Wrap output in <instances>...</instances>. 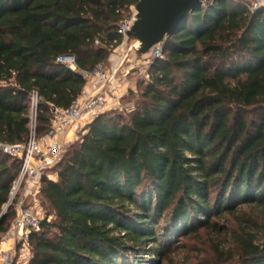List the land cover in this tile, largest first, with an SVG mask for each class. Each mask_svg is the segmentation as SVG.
<instances>
[{"label":"trees","instance_id":"obj_1","mask_svg":"<svg viewBox=\"0 0 264 264\" xmlns=\"http://www.w3.org/2000/svg\"><path fill=\"white\" fill-rule=\"evenodd\" d=\"M138 1L0 0L1 142L27 140L32 91L39 134L52 107L74 104L86 80L56 59L74 54L89 72L108 63ZM148 72L134 109L95 117L57 179H43L29 264H162L204 233L214 256L196 264H264V7L202 0ZM18 170L0 156V215Z\"/></svg>","mask_w":264,"mask_h":264},{"label":"built area","instance_id":"obj_2","mask_svg":"<svg viewBox=\"0 0 264 264\" xmlns=\"http://www.w3.org/2000/svg\"><path fill=\"white\" fill-rule=\"evenodd\" d=\"M243 1L251 12L264 7V0ZM136 16L137 11L133 6L129 16L120 23L119 33L124 39L111 54L109 67L99 64L89 72L78 68L74 54H64L56 59L58 65L80 73L86 80V86L69 108L52 107L50 127L45 133H38V111L43 98L34 90L30 94V132L27 140L15 144L0 141V156L5 155L19 161V170L12 180L9 199L4 204L1 215H6L11 208L16 211L6 240L13 239L19 246L20 264L30 263V235L40 230L41 220L44 218L43 179H57L56 169L67 154L72 137L70 135L76 133L83 120L91 121L106 111L123 109L121 100L126 94L122 92L121 75L126 76L128 69H133L136 60L141 59L136 57L137 41L127 36ZM141 57L147 67H150L155 60L164 58V43L157 44L148 54ZM131 91L138 97L136 89ZM133 109L134 106L126 108L127 111ZM0 259V264H13L10 252H0Z\"/></svg>","mask_w":264,"mask_h":264},{"label":"water","instance_id":"obj_3","mask_svg":"<svg viewBox=\"0 0 264 264\" xmlns=\"http://www.w3.org/2000/svg\"><path fill=\"white\" fill-rule=\"evenodd\" d=\"M200 4L202 0H139L135 5L136 21L127 32L128 38L138 43L137 55H146L164 43Z\"/></svg>","mask_w":264,"mask_h":264},{"label":"rangeland","instance_id":"obj_4","mask_svg":"<svg viewBox=\"0 0 264 264\" xmlns=\"http://www.w3.org/2000/svg\"><path fill=\"white\" fill-rule=\"evenodd\" d=\"M113 54V53H112ZM115 55V54H114ZM117 56V55H116ZM137 58H141V59H137L136 60V65L133 67V69H128L126 76L121 75L122 78V92H124V97L121 100V106L123 108V111H127L126 108L127 106H134L138 103L137 98L132 97V89H136L137 92L140 89H143L145 87V84L148 82L149 80V67H147V65L144 63V59H142L141 56H137ZM135 57V58H136ZM127 65V64H124ZM110 66V62L106 63V67ZM148 76V77H147ZM127 90V91H126ZM92 122L91 121H86L83 120L78 128L76 129V133L70 138V143L69 146L71 144H73L74 142H76L80 136L82 134H84V132L86 131L87 126ZM253 212V213H252ZM46 213V208H44V216ZM253 217H258V216H262L261 214L259 215V211H251ZM234 220L230 217H226L225 219H223L221 221V223L223 225H231V223ZM11 227L13 225L14 220L11 221ZM10 227V229H11ZM9 229V231H10ZM8 231V232H9ZM8 232L6 234L3 235L1 242H0V252H10V256L12 259V263L13 264H20L19 262V246H17V244L14 243V240H6V238H8ZM203 239L199 240L198 242L193 243L191 246V248L189 247V249H183L180 248L176 253L172 254L170 257V261H164L162 264H196L194 257L198 256L199 260L201 259H206V251L209 252L210 257L214 256V251L211 250L210 245L211 242L210 240H217L215 235H208L207 233L203 234ZM221 238H224V236L222 235ZM205 241L207 242L205 245ZM196 248L198 250V252H193L191 251V249ZM209 248V249H208ZM187 258H191L189 261L185 262V260ZM188 260V259H187ZM192 260V261H191ZM194 261V263H193ZM0 263H1V259H0Z\"/></svg>","mask_w":264,"mask_h":264},{"label":"crops","instance_id":"obj_5","mask_svg":"<svg viewBox=\"0 0 264 264\" xmlns=\"http://www.w3.org/2000/svg\"><path fill=\"white\" fill-rule=\"evenodd\" d=\"M11 241H13V239H10Z\"/></svg>","mask_w":264,"mask_h":264}]
</instances>
